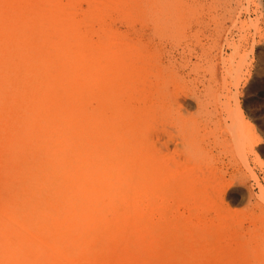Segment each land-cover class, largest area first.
I'll use <instances>...</instances> for the list:
<instances>
[{
  "label": "rangeland",
  "instance_id": "374dc122",
  "mask_svg": "<svg viewBox=\"0 0 264 264\" xmlns=\"http://www.w3.org/2000/svg\"><path fill=\"white\" fill-rule=\"evenodd\" d=\"M0 69V234L19 264H264V0H0ZM62 144L90 169L28 190ZM32 201L34 234L13 232L5 208Z\"/></svg>",
  "mask_w": 264,
  "mask_h": 264
},
{
  "label": "bare ground",
  "instance_id": "6f19581e",
  "mask_svg": "<svg viewBox=\"0 0 264 264\" xmlns=\"http://www.w3.org/2000/svg\"><path fill=\"white\" fill-rule=\"evenodd\" d=\"M118 38V37H116ZM118 41V39H117ZM89 43V42H88ZM95 43V42H94ZM114 43V42H113ZM117 45V44H116ZM81 46V45H80ZM99 47V46H98ZM118 47V46H117ZM74 48L75 46L71 43H68L67 46H66V49H67V54H68V57H69V64L70 66L72 67H77L79 66V64L76 62V58L73 57V53H74ZM91 48V47H90ZM116 48V47H115ZM52 49V48H51ZM89 49V48H88ZM70 52H69V51ZM118 50V48H117ZM119 51V50H118ZM30 56H33L34 55V52L32 53V50H30L29 52ZM53 55V54H52ZM87 55V54H86ZM118 55V54H117ZM138 62V61H137ZM93 63H95V60H93ZM89 65V64H88ZM143 65V64H141ZM80 67V66H79ZM135 67V66H134ZM147 67V66H146ZM151 70L152 67H150ZM1 70V69H0ZM155 71V70H154ZM24 72V71H23ZM8 74L9 71L8 70H2L1 71V74ZM89 73V72H87ZM72 74H74V72H72ZM128 74V73H127ZM138 74V73H137ZM144 74V73H143ZM142 74V75H143ZM52 75H55V76H58L60 75L59 73L56 72V70H54L53 68V71H52ZM78 77H75L73 78V81L72 79H70V82L73 84V82L77 81L79 83H81L84 79H85V73L80 70H78ZM97 76V75H96ZM95 76V77H96ZM124 76V75H123ZM145 76V75H144ZM147 76V75H146ZM26 77V76H25ZM46 77V76H45ZM48 77V75H47ZM59 77V76H58ZM134 77V76H133ZM49 78V77H48ZM127 78V77H126ZM150 78V77H149ZM0 79H2V81L4 80V77H1ZM55 79H58L57 77ZM99 79V78H98ZM108 79V78H107ZM117 79V78H116ZM123 79V78H122ZM128 79V78H127ZM95 80V79H94ZM100 80V79H99ZM110 80V79H109ZM28 81V80H27ZM149 81V80H148ZM6 82V81H5ZM130 82V80H129ZM150 82V81H149ZM16 83V82H15ZM141 84V83H140ZM138 84V85H140ZM156 84V83H155ZM4 85V84H3ZM96 85V84H95ZM128 85V84H127ZM150 85H152V88L153 87V84L150 83ZM124 86V85H123ZM14 87V86H12ZM101 87V86H100ZM103 87V86H102ZM138 87V86H137ZM142 87V86H141ZM139 87V88H141ZM145 87V86H144ZM151 87V86H150ZM157 87V86H156ZM61 89V86L60 84L54 86V89L53 91H55L56 93V98L57 96H59L60 91H58V89ZM147 88H149V86H147ZM151 88V90H152ZM128 89V88H127ZM132 89H135V88H132ZM142 89V88H141ZM1 90V89H0ZM11 90V89H10ZM145 91V89H143ZM160 90V88H159ZM9 91V90H8ZM12 91V90H11ZM130 91V90H129ZM155 91V90H154ZM153 91V92H154ZM19 92V91H17ZM142 92V90H141ZM6 93V92H5ZM134 93V92H133ZM147 93V92H145ZM151 93V92H150ZM16 93L13 89V95L14 96ZM138 94V93H137ZM136 94V95H137ZM159 94V93H158ZM157 94V95H158ZM17 95V94H16ZM126 95V94H125ZM127 96V95H126ZM150 96V95H149ZM153 96V95H152ZM24 97V96H23ZM134 97V96H133ZM144 97V96H143ZM154 97V96H153ZM152 97V98H153ZM21 98V96H20ZM132 98V97H131ZM138 98V97H137ZM149 98V97H148ZM22 99V98H21ZM29 99V98H28ZM80 99V98H79ZM78 99V100H79ZM134 99V98H133ZM136 99V97H135ZM155 99V97L153 98ZM158 99V98H157ZM176 99V98H175ZM177 100V99H176ZM1 101V100H0ZM80 101V100H79ZM155 101V100H154ZM179 101V100H177ZM16 102H18L16 100ZM28 102H33L36 106H39L40 105V102H37L35 101V98L32 97L28 100ZM139 102V101H138ZM181 102V101H180ZM79 103V102H78ZM156 103V102H155ZM14 104V103H13ZM19 104V103H18ZM152 104H154L152 102ZM117 105V104H116ZM147 105V103H146ZM5 106V105H4ZM26 106V105H25ZM80 106V105H79ZM128 106V105H127ZM126 106V107H127ZM153 107V105H151ZM131 107V106H130ZM75 108V107H74ZM81 108V106H80ZM158 108V107H157ZM82 109V108H81ZM183 109V108H182ZM134 110V109H133ZM27 112V111H26ZM156 112V111H155ZM122 114V113H121ZM132 114V113H131ZM133 115V114H132ZM4 116V115H3ZM68 116V115H67ZM87 115H86V119H87ZM67 118V117H66ZM7 119V118H6ZM63 115L60 113L58 118L57 119H54L52 120V123L53 126L55 127L54 130H56L55 134L53 135L54 138H63V134L62 131H63ZM3 126V125H2ZM132 126V125H131ZM91 124H86L85 126V131L88 132V129L90 130L91 129ZM2 128V127H1ZM110 131V129H109ZM12 132V131H11ZM15 132V130H14ZM21 132V131H20ZM34 132V131H33ZM12 135V134H11ZM34 135V134H33ZM33 137V136H32ZM82 138H84L86 141H87V138H85V136H83ZM64 139V138H63ZM33 141V140H32ZM43 141V139H41L39 142ZM75 142V141H74ZM44 143H46L44 141ZM68 146V145H67ZM65 146L64 144H62L61 146H58L57 145V148H53L52 150L48 151L49 153H47V157H44V161L42 164H36L34 165L33 167H31V170H30V176H29V182L27 183L29 185V187L27 186L28 190H33V189H29V188H47L48 192L49 193H52L51 195L54 196L56 195V192H57V188H59V185H60V180L58 179V177H64V175L67 174H70L72 173L73 171H77L79 174L78 175H84L86 170L88 171L91 167V162H90V156L88 154H90V150H78V147L76 148V146H74V148H71V147H68ZM11 147V146H10ZM34 149V148H33ZM60 149V151H59ZM114 149V148H113ZM35 150V149H34ZM130 155V154H129ZM132 155V154H131ZM130 155V157H131ZM37 155H35L34 159L36 158ZM107 157V156H106ZM113 158V157H112ZM132 158V157H131ZM115 161V159H114ZM38 162L37 159L34 160V164ZM71 163V165H70ZM112 179V178H111ZM75 180V179H74ZM8 184V182L6 183ZM117 184V183H116ZM114 185V184H113ZM195 188H204V184L202 182H199V184L197 183L196 185H194ZM138 187V186H137ZM71 188H75V186L73 185ZM12 192V191H11ZM27 193V192H26ZM33 194V193H32ZM28 194L25 195V198H27ZM34 196V195H33ZM35 196L40 199L42 198V193L40 192H35ZM46 198V197H45ZM30 199V198H29ZM64 199V198H63ZM10 200V199H9ZM26 201H28L27 199H25ZM68 200V199H67ZM33 202V201H32ZM39 202L41 201H37V203H30L31 206L29 207L30 209V216H25L23 217L21 215V213L19 212V210L21 208H19L16 203H12V204H8V206L5 208V212H4V215H5V219L7 222H9V225L11 227V229L13 230V232L15 230H19V229H24L25 231H27V233H32L34 234L33 231H35V228L36 226H38L39 224V220L37 217H40V211L38 209V205L39 206H42ZM38 204V205H37ZM213 206V205H212ZM62 209V208H61ZM26 211H28V209H25ZM52 210V209H51ZM56 212V211H55ZM59 212V211H58ZM63 213V212H62ZM64 217V216H63ZM68 221V220H67ZM69 224V223H68ZM72 224V222H71ZM70 225V224H69ZM73 226V225H72ZM18 227V229H17ZM79 227V226H78ZM77 227V228H78ZM47 228V227H46ZM80 228V227H79ZM23 230V231H24ZM24 231V232H25ZM90 231V230H88ZM82 233V232H80ZM11 234V233H10ZM13 235V234H12ZM30 235V234H29ZM17 236V235H16ZM19 237V236H18ZM47 237V236H46ZM51 242V241H50ZM77 242V241H76ZM63 244V243H61ZM72 245V244H71ZM75 247V246H74ZM77 248V247H76ZM17 245L16 243L13 241V239L9 236V235H1L0 234V253L3 255V257L6 259H4L6 261L7 264H19L20 261H19V258L18 256H16V253H17ZM73 249V248H72ZM78 252V251H76ZM41 254V253H40ZM18 255V254H17ZM59 256V255H58ZM62 257V256H61ZM48 260V259H47ZM46 260V261H47ZM37 261V260H35ZM39 262V261H38ZM77 262V261H76ZM41 263V262H40ZM59 264V263H57ZM71 264H73V262H71Z\"/></svg>",
  "mask_w": 264,
  "mask_h": 264
}]
</instances>
